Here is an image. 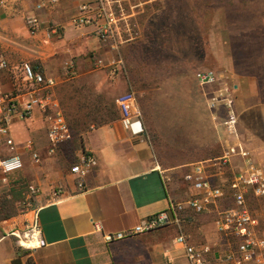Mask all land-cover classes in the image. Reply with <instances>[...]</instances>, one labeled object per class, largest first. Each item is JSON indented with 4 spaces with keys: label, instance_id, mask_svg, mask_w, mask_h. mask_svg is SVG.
Returning <instances> with one entry per match:
<instances>
[{
    "label": "crops",
    "instance_id": "obj_1",
    "mask_svg": "<svg viewBox=\"0 0 264 264\" xmlns=\"http://www.w3.org/2000/svg\"><path fill=\"white\" fill-rule=\"evenodd\" d=\"M108 1L123 16L108 41L99 38L95 25L71 24L80 6L97 8L98 0L55 4L4 0L0 6V53L14 69L0 71V86L13 90L14 74L24 64L41 67L46 77L55 79L54 95L75 135L49 155L46 119L39 109L32 121L11 125L24 169L10 175L8 184L1 182L0 171V194L12 190L16 204L22 206L26 187H40L35 206L47 246L23 249L10 236L9 220L23 229L32 219V213L20 210L0 222V264H189L184 249L175 243L179 236L193 244L211 245L216 258L233 250L235 240L221 235L215 225L216 210L234 206L229 195L206 213L187 207L174 212L172 206L187 203L195 193L185 180L194 164L210 165L214 185H227L232 174L245 168L239 154L232 155L223 168L216 165L230 147L241 146L264 168V0ZM39 5L43 7L38 9ZM35 17L42 29L33 35L28 22ZM205 33L212 35L216 84L231 89L236 133L228 135L227 112L220 105L215 118L218 134L205 151L165 164L146 133L135 135L122 124L117 101L130 86L113 50L118 45H169L172 35L183 45L188 44L189 34ZM96 57L107 67L96 69ZM30 141L40 163L26 148ZM85 151L95 156L96 165L87 178V191L82 192L71 168ZM0 152L7 153L1 138ZM57 187L64 194L54 202ZM249 207L255 215L264 216V199H250ZM165 211L174 220L167 227L111 244L104 240L105 234L129 231Z\"/></svg>",
    "mask_w": 264,
    "mask_h": 264
},
{
    "label": "built area",
    "instance_id": "obj_2",
    "mask_svg": "<svg viewBox=\"0 0 264 264\" xmlns=\"http://www.w3.org/2000/svg\"><path fill=\"white\" fill-rule=\"evenodd\" d=\"M59 1L61 0H48L50 4ZM3 4L4 0H0V6ZM111 4L108 0H98L97 8L84 4L80 6L78 14L71 19V24L78 28L95 25L99 38L108 41L114 38L116 28L123 18L122 15L118 16ZM42 7L43 5H39L38 9ZM100 20L103 22L100 23ZM28 27L33 35L42 29L41 22L36 17L29 20ZM94 62L96 69L107 67L102 58L96 57ZM0 71L14 72L2 53H0ZM70 72L71 75L75 74L72 67H70ZM14 76L13 90H7L0 86V138L7 149L6 154L0 152V171L3 174L1 182L3 184L9 183L10 175L24 169L22 156L18 154V144L11 131L13 122L32 121L36 109H39L46 119L49 155H55L62 145L75 138L54 95L55 79L46 77L41 67L35 68L30 64H24L21 72ZM196 79L202 86L213 85L218 82V75L212 69H205L196 73ZM117 103L122 112V124L125 129L134 132L135 135L145 133L133 93L122 95ZM220 104L226 109L225 126L228 135L232 136L236 133L237 120L229 86L222 88L219 95L214 98L213 106L217 108ZM26 148L32 153L33 160L40 163L41 157L38 152H35L31 141L26 144ZM235 154H239L245 159L246 166L242 171L232 174L227 185L212 183L208 173L210 165L207 162L194 164L192 170L185 175V180L192 186L195 193L187 203L173 205L172 210L177 212L187 207L196 213H206L211 209H217L218 204L229 195L234 201V206L223 210L217 209L215 225L221 235L233 238L237 242V249L216 258L211 245L193 244L187 237L179 236L175 239V243L184 249L189 264H264V216L255 215L249 207L250 199H264V171L257 165L251 154L241 146L230 147L216 165L223 168L227 165L230 157ZM95 165V156L85 151L78 163L72 166L71 172L77 177L80 191H87L86 181ZM39 194L40 187L36 185H28L23 193V213L33 214L32 219L25 224L23 229L16 226L15 220L8 222L11 228L9 234L16 238L17 245L31 251L47 246L40 224L39 208L35 206ZM63 194L62 188H54L51 200L59 201ZM173 222L174 220L168 212H160L134 229L105 234L104 240L111 244L131 239L167 227ZM164 264L174 263L168 261Z\"/></svg>",
    "mask_w": 264,
    "mask_h": 264
},
{
    "label": "rangeland",
    "instance_id": "obj_3",
    "mask_svg": "<svg viewBox=\"0 0 264 264\" xmlns=\"http://www.w3.org/2000/svg\"><path fill=\"white\" fill-rule=\"evenodd\" d=\"M188 36V44L183 45L172 35L169 45H118L113 50L121 62L119 71L129 81L128 93L136 98L145 133L165 164L197 157L218 134L213 104L222 88L202 86L196 79L200 70H216L212 35ZM7 193L0 194V222L22 209L14 192Z\"/></svg>",
    "mask_w": 264,
    "mask_h": 264
},
{
    "label": "trees",
    "instance_id": "obj_4",
    "mask_svg": "<svg viewBox=\"0 0 264 264\" xmlns=\"http://www.w3.org/2000/svg\"><path fill=\"white\" fill-rule=\"evenodd\" d=\"M1 203V202H0ZM0 207H1V205H0ZM1 211V210H0ZM20 211V210H19ZM21 211H23V209H21ZM16 215V212H14V213H11V214H9L8 216H5L4 217V220H5V218L6 219H9V218H11V217H13V216H15Z\"/></svg>",
    "mask_w": 264,
    "mask_h": 264
}]
</instances>
